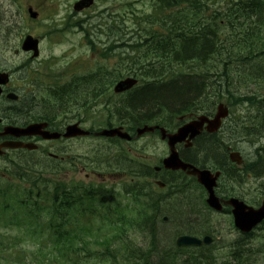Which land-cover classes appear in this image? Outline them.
Instances as JSON below:
<instances>
[{
	"label": "trees",
	"instance_id": "obj_1",
	"mask_svg": "<svg viewBox=\"0 0 264 264\" xmlns=\"http://www.w3.org/2000/svg\"><path fill=\"white\" fill-rule=\"evenodd\" d=\"M209 10L214 12L206 17ZM150 20L161 23V31H146L149 39L145 40V44L137 49L132 48V53L117 55L120 62L128 60L129 67L134 68L130 70V76L149 80L144 88H138L117 108H121L123 119L129 121L132 128L139 127L154 121L163 113L171 115L191 108H201L205 104L203 99L207 96L214 98L212 105L225 100L229 104L233 102L249 106L253 115L249 124H243L242 131L247 139L259 144L255 149L256 156L247 162L245 172L262 179L260 189L264 192V102L261 98L264 95V0H156L154 19L152 17ZM5 23L6 21L1 23L0 27ZM144 48L146 52L143 51ZM103 56L105 59L107 54ZM189 63L191 67H188L189 73L185 76L181 72L185 71V65ZM244 64H254L253 69L245 70ZM238 84L240 88L235 87ZM100 85L99 81L83 85L76 91V95H67L66 104L84 98ZM240 89H245L246 92L238 96ZM63 95L61 92V96ZM49 108L54 110L53 106ZM41 194L44 193L36 191L38 197ZM60 194V187H56L52 216L62 212ZM86 196L94 199L95 194L89 192ZM20 204L27 205L28 202ZM166 207V211H170L173 206ZM168 213L167 223L161 228H164L171 241L174 231L183 229V225L178 221L180 218H174L171 212ZM159 214H155L152 220L158 218ZM56 219L62 220L64 217ZM66 221L70 222L66 218L62 223L66 224ZM75 223L76 221L70 223L71 228L67 232L62 230V224L51 223L52 229H55L52 252L60 258L76 249L73 242L79 238V233L75 232L79 231V222L77 228H74ZM190 226L195 227L194 224ZM168 227L171 229L169 233L165 229ZM161 230L159 229V233L153 232L155 242L160 240ZM81 233L88 235L85 230ZM103 242L105 244L107 239ZM133 249L135 251L132 250L129 256L130 264H138L137 261L143 264H182L176 252L169 254L170 260L166 258L167 253H164L163 257L157 256L155 262L148 263L142 253ZM143 250V253H148L147 247ZM255 258L256 255H250L246 261L255 264ZM58 259L53 257L56 263H59ZM244 259L239 261L244 262ZM193 261L191 258L190 263L193 264ZM194 264L197 262L194 261Z\"/></svg>",
	"mask_w": 264,
	"mask_h": 264
},
{
	"label": "rangeland",
	"instance_id": "obj_2",
	"mask_svg": "<svg viewBox=\"0 0 264 264\" xmlns=\"http://www.w3.org/2000/svg\"><path fill=\"white\" fill-rule=\"evenodd\" d=\"M73 1L77 0H21L14 2L13 0H0V24L6 21V23L0 27V39H2L5 35L7 37L12 38L9 42H4L3 40H0V55L2 56H8L10 54V51L12 49V45L17 48L18 47V40L17 38L23 35V34H32V35H38V31H43L44 29L48 28V24L50 23V19H54L56 21V24H63L66 20H78L82 19V15H74L72 10V4ZM112 1L110 5H113L114 3L122 2V1H128L127 4H129V7L132 8L136 13H141L143 11H147L148 7H151L153 2L152 0H109ZM105 6L104 0H98L96 3L94 10H92V14L96 16L90 24H95L96 27L90 29L91 37H99V35L103 32L108 31L111 29L110 25L106 26V23L104 20H97V15L100 14L101 9ZM32 7L35 11L38 12L39 16L37 20H30L27 15V8ZM111 7H109L110 9ZM48 9L50 12H48ZM130 9V10H132ZM207 15H211V11L209 10L207 12ZM4 16V17H3ZM42 26V30H41ZM100 29H98V27ZM106 26V27H105ZM59 27V26H58ZM142 28H146V24L141 25ZM229 32V31H228ZM79 35L76 33H69L66 35V37L63 39L62 44L53 46L50 48L49 44H46V42H43L42 44V53L44 56L53 54L58 55L62 51V55L64 58L61 60L62 64L65 65L73 60L72 55H68L70 52L74 51L75 48H78L79 46H82L81 49H79L76 52H81V56H87L89 54L86 53V48L79 44L77 45L79 41ZM59 46H61L59 48ZM96 60H94V63L100 66H107L108 65L104 62H99L98 58L95 57ZM117 56L114 58L116 60ZM113 60V61H114ZM113 61H109L111 64ZM124 64H123V63ZM120 62L118 59L115 66H128L129 62L128 60H124ZM254 64H244L245 70H250V68L253 69ZM130 66V65H129ZM175 67V65H174ZM185 67H191V64H186ZM237 85V84H236ZM238 87L240 88V84H238ZM239 95L245 94V89H240ZM264 95L261 97L263 98ZM205 104H211L212 101H214V98H211L207 96L203 99ZM119 106H116V109ZM40 109V108H38ZM213 109V108H212ZM252 108L249 106H241L238 105L234 108V111H232V117H231V127L233 130H235L232 133L233 140L235 141V138L238 140V151L241 152L242 156L248 161L256 156L255 149L256 146L252 144V140L249 141L245 135L241 134L240 130V123L239 119L241 118L242 124L247 123L249 124L250 118L253 115ZM246 120V121H245ZM237 130H236V126ZM105 146H111L108 143H104L102 141L98 140H83L81 141V144L78 142L74 143V151L73 155H79L77 153H81L83 156V161H85L86 156L90 154L91 151L99 149V148H105ZM125 147H135V151L138 149V151L142 150V156L147 158V163L150 165V167L156 166V162L158 158L161 156V153L164 150V147L160 145L158 142H155V140H151L149 138H145L144 140H141L140 142H137L136 144L132 145H125ZM144 147V149H143ZM106 150V149H105ZM109 151V149H108ZM202 151L203 157H209L212 158L217 152H219V149L216 145L210 144L209 148H205ZM7 157H1L0 158V194H4L7 200H4L0 197V202L5 201L6 203V211L11 212L12 208H17V201L16 199H21L23 197L22 194L28 193V191L31 187V181H33L35 178H45L46 176V169L44 168V165H39L33 170L34 166L31 162H29L27 165H30L32 169L25 170L23 175H18L17 173H21L17 171V169L13 166H11V161H17L21 163H25L27 160H29L27 157H23L25 154L23 153H7ZM10 156V158H8ZM8 158V159H7ZM34 158L38 160L37 155H34ZM34 159V160H36ZM214 161L211 160L210 163H213ZM100 168L95 169L94 171L101 172V173H107L110 172L111 174H116L115 168L112 166L111 162H103L101 161ZM215 163V162H214ZM26 165V164H25ZM84 166H87L88 169L83 170V172L75 173L74 177L76 180H82L81 183L83 184H93L96 181L97 183L103 182L104 180L102 178H94V181L90 180V177H87L86 175L91 173V167L92 164H84ZM114 165L122 167V162L118 160ZM59 174L57 172L56 178H58ZM23 177V178H22ZM50 178H55L52 176H49ZM108 185H113L115 191H117L116 196V203H118L121 207H124L126 201L128 200L124 195H120L119 190L121 189L120 181L117 177H110L108 179ZM259 181H255L254 178L250 177L248 181H246L242 185H236L237 189L234 187H231L234 191V197L239 198L249 204L258 203L263 197V193L259 189ZM30 184V186L28 185ZM140 183V181H136L133 184ZM120 184V185H119ZM124 184V183H123ZM222 188L225 189V185L222 182L221 183ZM40 189H43V184H40ZM53 188V186L51 187ZM51 188L47 191V193H53L51 192ZM161 192H164V190H161ZM197 189H195L193 186H189V184H185L184 187L179 186L176 190V192L173 193L172 196L165 200H154L152 203L153 210H151V213H153V216L155 214L163 215L165 213V216H168L171 212V216L174 218H180L178 221L181 223V225H193L196 229H202V227H207V231L213 232V226L211 223H209L208 215L206 213L205 205L200 200L199 195L197 194ZM21 194V198H18V195ZM34 194H36V191H34ZM177 194H183L184 202L183 205H178V201L176 197ZM9 199V200H8ZM42 199V198H39ZM245 199V200H244ZM46 204H43V207H47ZM166 206H173L170 211L168 210V207ZM2 204H0V215L2 214L1 210ZM205 207V208H204ZM188 208V209H187ZM85 212L90 213V207L84 206ZM170 209V208H169ZM180 209V210H179ZM18 212V210H17ZM48 210H44L43 213L40 216H36L35 220L36 223L32 224L29 221V218H23V221L20 223L19 216L14 217H7L12 221V224L20 223L18 226H13L11 224H8L6 226H2L0 224V246L5 247V249L0 248V264H47L46 260L50 258L48 255L50 252V248L52 246L53 242V232L48 228L50 217H48ZM162 213V214H161ZM184 213L186 215H184ZM175 214V215H174ZM47 215V216H46ZM182 215V216H181ZM9 216V215H8ZM160 218L155 219L152 221L149 225L151 228H155L154 230L159 233V229L161 230L160 233V240L157 241L158 243V251L156 254H152L151 261L155 262L156 257H163L167 253V257L169 254L172 253L170 250V244L171 241H169L170 237L165 234L164 228H161L160 226ZM213 218L219 223V226H229V219L224 216H214ZM94 224H100L99 220L95 221ZM174 227V226H173ZM175 228V227H174ZM167 229V233L171 231L170 227L165 228ZM134 231H131L130 229H126L124 231V237L126 238L127 242L131 243L132 245L127 246L124 244L123 251H119L122 244H113L111 246V250H113L111 253H108L107 251H100L95 250L96 256L92 261H88V264H130L124 261L125 256L127 255L126 251L129 247H132L135 245L136 248H139L140 246L146 245L144 237V233H136ZM258 233H261V231H257ZM133 233V234H130ZM164 233V234H163ZM216 233V232H215ZM169 241V242H168ZM239 239L235 238L234 240L230 241L228 244L230 245V252L227 254L226 259L229 262L236 263L239 260L241 261V258L245 256V261L242 262V264H253L249 261H246L249 259L248 256L254 255L255 253L261 254L264 256V250L260 249L257 252H251L250 251V245L245 243L243 246H238V252H239V258L236 256H233L236 258V260H233V257L230 258V254L233 248H236L237 246H233L235 242H238ZM145 242V243H144ZM8 243H19L18 247L15 250H11L7 248ZM41 243H43V246H41ZM219 245L216 247L211 248L209 255L211 258L216 257V252L219 248ZM40 250H43L46 252V256L42 257V254ZM153 251V250H151ZM109 255V257L107 256ZM173 254V253H172ZM125 255V256H124ZM169 259V258H168ZM170 260V259H169ZM217 262V260H215ZM138 264H140L139 261H137ZM205 262V261H204ZM206 263V262H205ZM214 264V263H213ZM239 264V263H238Z\"/></svg>",
	"mask_w": 264,
	"mask_h": 264
},
{
	"label": "flooded vegetation",
	"instance_id": "obj_3",
	"mask_svg": "<svg viewBox=\"0 0 264 264\" xmlns=\"http://www.w3.org/2000/svg\"><path fill=\"white\" fill-rule=\"evenodd\" d=\"M19 51H15V54L19 55ZM26 54V53H23ZM29 60H33L31 57ZM24 66H15L10 70H1L0 68V74L7 73L10 77V83L7 82L6 77H0V132H2L5 128L8 127H15V128H26L32 123H44L47 127V130H50L52 132H58L63 133L65 129L72 125L73 123H78L81 125V116L78 115L82 111V106L89 101V99L92 98V96L97 95L99 93V87L97 89H94L90 92L89 95L85 96V100H78V101H69L68 104H66L67 95L74 94L75 92L69 91V92H63V96H61V90H58L56 92L55 98L50 97V89L51 87L50 82L46 80V78L43 75H35V77H32L31 80L27 85L24 87L21 86H12L11 83H13V78L19 83L23 84L26 80L25 78H19L18 75L25 71ZM94 81H86V82H80V84H89ZM102 84V83H101ZM108 84H103L100 88V94L105 95L108 94L109 90ZM63 89V88H61ZM53 106L54 110H51L49 106ZM40 108V109H38ZM210 108L208 106L205 108H191L187 111H179L178 112V119L182 118L184 114L186 115H203L208 118L212 117L210 115L209 111ZM45 110V112H44ZM44 112V113H41ZM225 123V122H224ZM224 127V124H223ZM220 130L219 133L212 135L207 134L205 132H202V135L197 137L195 140H193V147L191 149L185 148V143L178 144L176 146L178 156L180 160H183L184 162H187L189 165H192L198 169H206L209 168L211 172H219L220 178L217 182V188L215 189L216 196L221 200V202H225L228 199H234V191L231 192H224V189L222 188L221 183L222 182H235L234 180H238V163L235 162L238 154V140L235 138L234 145L229 144L226 146V139L225 137L228 136V133L223 134V130L226 128ZM173 132H176V129L173 130ZM157 135L159 136V132H157ZM223 135V136H222ZM229 136L233 137L231 133L229 132ZM4 140H12L13 138H10L8 136H3ZM18 140L22 141H30L34 140L35 142H39L38 139H32V138H21ZM76 138L71 139H65L62 138L59 140L61 141V148H60V154H53L57 158H53L55 162L59 163V166L63 169V176H67L66 172V165L69 163H74L76 161V156L72 155L74 151V143L76 142ZM222 140V141H220ZM163 141H166L164 139ZM54 142V141H52ZM48 142V143H52ZM166 143V142H163ZM210 144L216 145L219 149V152H217L212 158L203 157L202 151L205 148H209ZM198 147V148H197ZM195 153V154H194ZM194 154V155H193ZM192 157V159H191ZM213 160V163H210V161ZM227 169V170H225ZM179 173V172H177ZM229 173L232 174L233 177H229ZM181 174V173H180ZM186 175V174H185ZM184 177V175H181V178ZM189 179V178H188ZM173 194H170L167 196L169 198ZM200 200L204 203L205 198L202 197V195H199ZM178 201V205H183L184 197L178 195L176 197ZM206 207V205H205ZM207 215L210 212V210L207 208L206 210ZM218 215L224 216L229 219V224L232 222L231 217V208L230 207H224L222 212L217 213ZM160 218L161 223L166 224L167 223V217L164 215H159L158 218ZM155 216H152L150 219L149 224L153 221ZM157 219V217H156ZM208 219H210L208 217ZM150 226V225H149ZM232 227V226H231ZM223 229H227L225 227L220 226H213V233L216 235L213 237V241L216 242L219 238H224L228 241H230L232 238L239 239L238 242H235L233 245L237 246L236 248L239 249L238 246L245 245V243H249V239H252L250 242L252 245L256 244L257 251L262 249L264 250V222L260 224L257 228H255L252 232L248 234H242L238 231L229 230L227 235H221ZM148 230L150 234L156 233L154 229L151 227H148ZM197 230L194 227H191L189 224L184 226L183 229H180L178 231H174L171 237V244L173 245V248L175 249V252L177 256L179 257L180 262H183L185 259H189V252L190 250H204V246L198 247L200 249H194L195 247H183L178 248L176 246V241L180 236L187 235V236H194L197 238L202 239L205 235V232H192ZM199 230V229H198ZM263 230L262 234L258 236L257 231ZM216 232V233H215ZM176 234V235H175ZM151 239V237H149ZM154 243L155 242V235L153 234ZM254 238H256L254 240ZM245 241V242H244ZM213 244V242H212ZM211 244V245H212ZM153 254V253H152ZM234 255V254H233ZM236 256L239 258L238 251L235 253ZM152 256V255H151ZM255 264H264V256L261 254H257V258L255 259Z\"/></svg>",
	"mask_w": 264,
	"mask_h": 264
},
{
	"label": "water",
	"instance_id": "obj_4",
	"mask_svg": "<svg viewBox=\"0 0 264 264\" xmlns=\"http://www.w3.org/2000/svg\"><path fill=\"white\" fill-rule=\"evenodd\" d=\"M92 3V0L87 1V6H89ZM83 2L78 3L75 5V9L79 10L80 7H82ZM30 17L32 19L36 18V14H30ZM31 38H27V41L25 42L27 48H32V44L29 42ZM35 43L33 42V45ZM25 47V46H24ZM136 84V81L132 79H127L123 82H120L119 84L116 85L114 91L116 93H121L124 92L128 89H130L132 86ZM227 115L226 109L223 108L222 106H219L217 108V114L215 118L209 122V127L207 130L209 132H214L220 125V120L221 118L225 117ZM68 134L66 136H79V135H86L88 133L83 132L82 130L77 129L76 127L74 129L69 128ZM154 128H148V127H143L142 129L137 130V136H140L146 132H153ZM183 131H186V128L183 129ZM163 132V130H162ZM21 134H34L37 133L33 129L29 131H22L20 132ZM99 135L101 136H106V137H113V136H118L122 139H127L126 135L120 134V131L118 129L116 130H109V131H103ZM180 135H174V136H168L169 138V144L172 148V145L175 144L177 141L181 140ZM57 136L52 135V138H55ZM165 168L170 169V170H178L181 169L185 171L187 169L186 166L182 165L181 162L178 160L177 155L173 152L170 156V158L165 162ZM188 174L195 175L197 177V180L200 184L204 186L208 193V199H207V204L210 208H213L215 210H220L221 205L219 204V200L214 196L213 192V187L215 186V179L213 176H211L208 172H197V171H189L187 172ZM228 204H231L233 206V215H234V223L237 228H240L243 232H247L251 229L252 226H254L259 220L264 218V205L263 207L255 211L251 208H246L243 203L237 202V201H230ZM200 242L194 240V239H188V238H183L178 241V245H194V244H199Z\"/></svg>",
	"mask_w": 264,
	"mask_h": 264
},
{
	"label": "bare ground",
	"instance_id": "obj_5",
	"mask_svg": "<svg viewBox=\"0 0 264 264\" xmlns=\"http://www.w3.org/2000/svg\"><path fill=\"white\" fill-rule=\"evenodd\" d=\"M4 17V16H3ZM234 18V17H233ZM213 40V39H212ZM248 71V70H247ZM248 76V75H247ZM84 84H78L76 87H68V88H66V89H64V90H61L62 91V93L63 92H69V91H73V92H75V93H77L76 91L79 89V88H81L82 86H83ZM71 95H73L74 96V94H71ZM208 106V108H210V110H212V108H211V104H204L201 108H206ZM124 110V109H123ZM124 113H126V116H128V113L127 112H125V110H124ZM140 114V113H139ZM225 170H227V169H225ZM229 177L231 178V177H233L232 176V174L231 173H229ZM238 178V177H237ZM177 195H180V196H183V194H177ZM205 205V204H204ZM205 208V207H204ZM188 209V208H187ZM205 209H207V207L205 208ZM152 210H153V207H152ZM180 210V209H179ZM182 216V215H181ZM160 226L162 227L163 226V223H160ZM153 229V228H152ZM155 229V228H154ZM199 229V228H198ZM195 230V231H192V232H202V233H204L205 232V234L204 235H207V234H210V233H213V232H209V231H207V227H202V229L200 230ZM245 242V241H244ZM153 245V247L151 248V250H153L152 252H153V254L155 255L156 254V252L158 251V248H157V245H158V243L156 242V245H155V243H153L152 244ZM233 246H235V245H233ZM243 245H241V247H242ZM210 249L211 248H204V250L203 249H201V251H199V250H190V251H188L189 252V255L191 256V258L192 259H194V261H196L197 262V264H217V262L215 261V259L214 258H211L210 257V255H209V252H210ZM170 250L172 251V253H174L175 252V249L173 248V245L172 244H170ZM238 251V249L237 248H233L232 249V251H231V254H230V258H232L233 256H236L235 255V253ZM239 253V252H238ZM234 254V255H233ZM236 257H238V256H236ZM249 257V256H248ZM243 258H245V256L243 257ZM233 260H236V258L235 257H233ZM150 261H151V258H150ZM194 261H193V264H194ZM206 263H205V262ZM238 263L239 264H242V262H240V261H238Z\"/></svg>",
	"mask_w": 264,
	"mask_h": 264
}]
</instances>
